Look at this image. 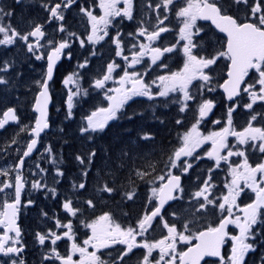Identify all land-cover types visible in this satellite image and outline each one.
<instances>
[{"label": "snow or ice", "instance_id": "1", "mask_svg": "<svg viewBox=\"0 0 264 264\" xmlns=\"http://www.w3.org/2000/svg\"><path fill=\"white\" fill-rule=\"evenodd\" d=\"M17 4L21 0H15ZM75 3V0H59L54 5L44 3L42 6L45 11L49 13V22L52 20L64 21V10L68 9ZM238 8L243 5L246 11L245 20H239L238 18L229 15L224 8L215 2V0H185V4L180 6L176 11L177 18L181 21L182 26L179 29V40L187 41L183 46V53L185 60L183 67L179 71L171 72L169 75H160L157 77L159 84L156 86L159 88V92L153 94L150 91V86L144 81L139 72H129L128 68H133L135 65L141 62V59L146 53H151V63L156 64L158 60L164 55V53H170L173 51V47H165L163 49L159 47H151V42L157 40L161 33L168 31L167 27L157 26V30L148 31L141 26L136 35L144 36L150 42L148 45L141 43L139 45V52H133L132 59L128 63V57L124 56L127 63V67L124 68V74L120 77L116 83L119 87L107 89V92L114 93V95L105 94V100L108 101L107 107H99L86 117V126H82L80 131L82 134L89 132L103 131L109 121L117 118L119 110L133 97H147L149 100L154 99L155 95L159 97L168 98L170 93L179 91L182 93V99L177 97L173 100L174 103H180V111L184 112L187 107V101L195 99L189 91V86L193 85V81L199 80L203 83L200 84V89L207 86L208 91H213L211 86L210 75L204 72V69L213 65L220 57L229 61L227 66V79L224 81L221 88L227 94L228 100H232L234 96L240 94V91L249 94L251 103L245 105L247 109H252L253 104L257 100L264 101V0H232ZM123 4V7L118 5ZM133 0H98L97 7L100 9L99 15L93 14V12L85 7L80 8V12L87 18V22L90 25L91 32L87 36L89 43H96L103 40L108 35V28L112 24V21L116 17H123L129 20L133 19L132 11ZM174 4V0H160V3L155 5L156 9L163 8L165 12L170 10V5ZM152 7V5H149ZM13 15L11 11H6L3 6H0V45L9 46L14 45L17 41H23L29 52H33L36 46L30 42V37L35 38L37 44H39V38L45 36V32L42 30L43 25L35 24L31 30L26 33H22L17 28L13 27L9 22L7 25L3 23L4 19L10 18ZM167 19V16L164 17ZM198 19L211 21L212 25L220 32L224 33L227 37L226 48L219 51L216 57H199L192 53V48L196 45L192 41L193 29L195 28L196 21ZM158 25L164 23L163 19L157 16ZM58 30L65 32L66 29L61 23ZM199 29H196V34L199 33ZM103 33V35H100ZM75 33L69 32L68 36H75ZM113 43L116 46V55L122 56L121 41L119 39V33L116 37H113ZM68 41L64 38L59 42L58 47H54L53 51L48 56V67L46 78L41 81H37L38 87L41 89L35 98L33 110L39 113V116L35 120V126L32 128L30 135L38 137L44 128L48 127L46 120L47 116V103H48V81L52 79L53 63L63 49L68 47ZM81 46H84V41H81ZM136 45L133 44V48ZM38 50V49H37ZM95 53H93L94 55ZM70 55V54H69ZM36 59H42L41 55H36ZM85 65H81L84 67ZM166 68L167 65H159ZM115 63H109L107 65V72L103 75L102 79H97L93 85L96 89L104 90L105 83L112 78V73L115 70ZM11 68V65L5 62L0 65V73H7ZM254 71L257 74V79L254 84H248L241 89L242 83H245V77L249 76L250 72ZM72 81V76L65 79L64 83L67 85ZM155 83V81H153ZM8 80L4 76H0V85H7ZM130 84L131 87L126 85ZM259 85V92L253 91L255 85ZM72 94L68 97L69 116H71L72 108ZM213 104L210 101H204L198 106L199 119L193 126L186 131L181 137L182 144L178 147L173 155L169 157V165L171 169L178 167V161L182 156L191 157L193 151L202 143L211 141L212 149L208 151L207 156L209 159H214L216 165L219 166L223 160L228 161L229 157L236 155L245 157L240 165L233 167L229 164V174L232 176V180L225 187L228 189V194L222 197V202H219L218 208L220 209L222 216L217 226H209L202 231H192L190 225L194 221L185 222L183 225V231L179 230L177 225L164 223V228L167 230V235L160 240L153 243H137V236H142L148 231L152 221L157 216H160L161 209L165 203L169 200H175L179 197L173 195V192L179 190L183 192V188L180 184V176L168 172L166 176H160L161 181L165 183L159 187L151 189V195L149 201H157V204L153 206L150 213H146L143 218L137 221L135 228H123L120 224L116 223L109 213H103L97 216L91 222H83L84 227L90 231V235H87L82 242V245L73 242L71 249L66 256H61L55 248L52 249V255H45V260H51L53 257L60 261V264H104L101 257L97 255V252L101 248H108L110 244L119 243L127 246V249H121L122 255L126 256L132 251L134 247H143L147 250V254L143 257V264H150L149 257L156 249L160 251L159 259L155 260V264H176L177 258L179 264H199V261L203 257H219L220 264H242L245 254L253 250L252 245L245 243L252 225L257 222L258 210L264 209V162L257 163L252 166L245 154L244 150L237 149L236 145L229 146L227 137L229 135L235 136L238 145H248L251 142V147L261 154H264V128L253 126L252 122L257 119V115L253 114L250 117L248 126L243 131H235L232 128V113L235 110L234 107L229 106L227 114V125L219 131H213L208 136H201L198 131V125L200 120L203 119L208 112L212 109ZM132 117H129L131 119ZM17 116L12 108L3 112V119H0V129L9 121H16ZM177 123L181 121L177 120ZM215 123H220L216 121ZM142 139H150L148 135L141 137ZM15 143V141H13ZM259 142V143H257ZM37 139L32 138L27 144L26 151L23 152V156L20 158L16 165L14 183L11 180L0 181V193H4L7 189L14 188L15 199L12 201H5L3 203V211L0 212V255L9 257L11 264H25L24 260L20 258V254L23 251V245L18 239L21 235L20 229L16 225L15 214L17 207L21 203V192L24 187L25 181L21 174V169L24 164V157H28L35 145ZM223 149H228L227 155L222 156L220 153ZM235 149V150H234ZM48 151H51L48 149ZM96 153L93 151L89 155V163H92ZM76 159L84 164L85 161L82 157L77 156ZM182 163L187 166L182 171L187 172L192 164L188 161ZM39 167V165H37ZM238 169H241L238 171ZM43 171V170H41ZM58 175L63 173L58 172ZM143 177L146 173H137ZM0 175L7 176L8 172H0ZM87 175V172H85ZM243 181L244 187L250 188L256 196V199L248 204L241 211L244 213L243 218L233 216V206L235 205V198L239 194L240 181ZM210 177L203 182L197 191L193 193V199L197 201L196 211L206 210L208 204H214L215 202L210 198L209 192ZM46 187L42 185L40 181H34L32 183L33 189H41ZM85 183H80L79 188L84 189ZM55 196L54 189H47ZM102 191L111 193L112 188L105 186ZM133 193H128L127 198L133 199ZM201 198L203 202L201 203ZM219 199V198H218ZM32 202L29 201V204ZM87 204L90 208L95 207L93 201L88 200ZM63 208L66 212L72 216L76 215L78 210H75L71 206V201H66L63 204ZM227 212V215H223ZM45 215H47L45 213ZM175 215V214H174ZM194 215V214H193ZM163 220V217L161 216ZM229 224H235L240 230L239 236H232L233 246L231 254L227 257V260L221 256V246L224 244L225 237L228 235L226 229ZM57 228H66L68 231L63 233V236L69 240L74 241L72 234V222L62 224L59 220L56 222ZM15 233V236L12 235ZM37 239L41 245L45 244L46 239H50L51 243L55 245L62 237L56 232H49L47 235L37 233ZM54 237V238H53ZM196 243L193 245L192 242ZM177 242L188 244L187 251H177ZM92 248L93 251L89 252L88 249ZM78 253L80 256L79 261L73 260V255ZM15 257V258H13ZM167 257V259H165ZM3 264H8L4 261Z\"/></svg>", "mask_w": 264, "mask_h": 264}, {"label": "flooded vegetation", "instance_id": "2", "mask_svg": "<svg viewBox=\"0 0 264 264\" xmlns=\"http://www.w3.org/2000/svg\"><path fill=\"white\" fill-rule=\"evenodd\" d=\"M27 1L28 3L26 4ZM56 2H59V0H21V2L17 4L15 0H10L9 5H4L5 10L7 8L11 11L22 10V8H24L25 6L26 8H28L30 22L28 24L27 31L31 30V28L35 24L43 25L42 30L45 32V36L39 40V44H37L36 39L30 38V42L36 46V48H34V51L30 52L32 56L31 61L33 66L31 70L34 73L33 77H36V82L43 80L45 77L48 53L58 45L62 38L68 41L69 46L63 51L60 61L54 70V75L48 83V92L50 93L52 102L56 100L54 92L63 89L65 85L63 81L69 75V73H67V56L69 55V53L70 55L76 53L71 46H76V50H78L77 43L81 39L80 30L78 27H81L84 22L88 23L87 18L80 12V8L85 7L91 10L95 15L101 14L99 7L96 6L98 0H75V3H73L70 8L64 10V21L52 20L51 22H49V13L45 11L42 5L44 3L54 5ZM215 2L221 5L229 15H232L239 20H245L246 11L243 5L239 6L238 8L235 4L232 3V0H215ZM1 3L2 2L0 1V4ZM158 3H160V0H133V19L129 20L123 17H116L113 19L112 24L109 26V33L111 34L109 38V63H115L116 65H119V67H116L111 74V83L114 85L113 88L119 87L116 81H118L120 77L123 76V70L125 67H127V63L123 57L127 56L128 63H130L133 52H139V45L141 43L146 45L150 43L146 39V37L136 35L138 29L141 26L146 28L148 31L157 30V26L167 27L169 30L161 33L156 41L151 42L150 46L159 47L161 49L165 47H173L172 52L164 53L161 59L158 60V62H160V65H167L166 68L162 67L164 71L172 70V72H175L179 71L183 67V63L185 60L183 46L185 43H187V41L179 40V29L182 24L176 16V11L180 6H183L185 4V0H174V4L169 6L170 10L168 12H165L163 8H160L159 10L156 9L155 5ZM149 5H154V7L152 6V8H155L152 9L151 13H149ZM118 6L122 8L123 4H120ZM153 11L157 13H153ZM158 15L160 19L164 20V23L162 25H158ZM165 16H167V19H164ZM61 23H63L66 29L65 32H60L58 30ZM13 26L21 31V27L18 26L17 23H15ZM83 28L84 27L81 28V31ZM196 29L200 30L198 34H196ZM69 32L75 33L76 35L70 37L68 36ZM117 33H119V39L121 41L122 56L116 55L117 49L112 39L113 37L117 36ZM193 33L194 34L191 38L196 46L192 48V53L197 55L198 58L216 57L219 51L226 48L227 38L223 33H220L217 29H215L212 26V23L208 20L198 19L196 21L195 28L193 29ZM21 42L23 41H19V43ZM133 44L136 45L135 48H133ZM36 55H41L42 59L37 60ZM167 57L171 58L167 59ZM149 60H151V53H146L145 56L141 59V62L135 65L133 68H128V71L130 73L133 71L139 72L146 82ZM170 60H172V63L174 60H178V67L170 69ZM228 64V60L220 57L213 65L209 66V68L204 69V72L211 77L210 84L214 88L213 91H208L207 86H205L203 89H200L199 86L203 82L199 80L193 81V85H195V87L190 85L189 91L191 95L195 97V99L187 101V107L185 108V111L182 112L183 114L178 113V120H180L181 122H185L186 124H191L193 126V124H195L199 119V113L198 110L194 107V103L210 101L213 104L212 109L209 111L207 116L200 120V123L207 125L204 127V131L208 132L212 129L214 131H219L223 127L228 126L227 114L229 106H232L235 109L232 113V128L235 131H243L244 128L248 126L250 117L253 114L257 115V119L252 122L253 126L264 128V101L257 100V102L253 104L252 109H247L245 105L251 103V99L249 97V94L243 92L242 90L240 91V94L237 95L233 100L227 101L225 99V93L220 85H222L227 79ZM256 79L257 74L254 71H251L249 76L245 77V83H242L241 89H243V87H246L248 84H254ZM36 82L35 85H33L35 93L33 95L32 102L39 90ZM126 86L131 87L130 84ZM252 90L259 92V85L256 84ZM112 95H114V93H112ZM177 95H179V98L182 99V93L177 91ZM154 97L165 100L164 97ZM61 99H63V97ZM134 100L146 101L148 100V98L133 97L127 103H131ZM177 105H179L180 110V103H177ZM14 112L17 116L16 122L7 123L4 128L0 129V159L1 162L10 164V166L12 167V169L9 168V172L11 173L10 176H13V179L15 180V176L17 175V172L15 171L16 165L22 157L29 140L32 138V136L30 135V131L34 122V116L31 115V118L27 117L26 115L20 114L15 108ZM2 113L3 111L0 113V119H2ZM121 119V116H117V118L112 121H118ZM216 121H220V123H215ZM199 133L201 134V136H205V133L203 131H199ZM48 134L55 135V132L51 133L50 129ZM46 135L47 133H44L39 138L37 149L30 158L24 160L23 167L20 170L25 184L21 192V203L17 207V211L15 214V221L17 227L21 232V235L18 239L23 245V251L20 254V258L24 260L25 264H60V261L55 257H53L51 260H45V255H52V249L55 248L61 256H66L69 253L71 244L73 242L82 245L83 240L87 238V235H90V231L84 227L83 222H91L97 216L103 214L99 209L96 196L94 194L92 196L90 194L91 192L85 191V188H79V184H86V181L83 179V169L85 165L78 162V160L76 164H72L69 167V169H71L69 174L72 175V179H65L64 181L61 180V189H58L56 187L53 188L55 190V196H53V200H51L50 196H45L44 191L42 190H40V193H36V196L32 197L31 200H28L24 195L27 189V179L25 180V178L27 177L26 168L32 162ZM62 135H69V133H62ZM81 135L82 133H77L75 137L79 139ZM227 140L230 147L232 145H236L237 149L245 151L249 163L252 166H255L257 163L264 162V154H261L258 149L254 150L250 146L251 142H249L248 145H238L236 137L232 135H229L227 137ZM13 141H15V143ZM207 144L208 148L203 147V145ZM47 146L48 149L51 150L53 158L55 156L54 152L60 151L59 148H56L54 146L53 139L48 141ZM206 149L207 153L212 149L211 141L202 143L193 151L191 157H185L181 162L178 163L183 164L182 162L186 161L188 158L194 160L196 156L202 153V151H206ZM83 150L84 148L82 149L81 147H76L72 150V152L74 153V155L82 157L81 152H83ZM227 151L228 149H223L220 154L222 156L227 155ZM244 158L245 157L233 155L229 157L227 162L222 160L219 166H217L215 160L209 159L207 156L209 169L206 170L205 173L204 171L199 172L198 175L203 176V182L210 177L209 182L211 184V187L209 188V192L212 194L210 198L215 203L208 204L206 210H201L199 212L196 211L197 206L191 209H187L186 207H184V205L191 206V204L195 202V199H193L192 195V192L195 189L191 191L190 188L187 187V184L189 182L190 184L193 182V180L190 179L192 175L188 173L189 169L187 170V172L182 171V173H178V171H176L174 175L180 176V184L183 188V192L179 190H176L174 192L173 195L179 198L171 200L163 207L160 216L154 218L147 232H145L142 236H137L136 242L153 243L166 236L167 230L164 228L165 222L169 223L170 225H177L178 229L181 231H183L184 223L188 221H194L190 225L192 231H202L209 226H217L220 222L222 213L216 205H218L219 202H222V197L224 195L228 194V189L225 187V185L229 184L232 180V176L229 174V164L235 167L237 165H240L243 162ZM88 167L93 170L97 169V166ZM239 170L241 169H238V171ZM76 172H81L80 179H74V177L76 176ZM187 177H189V179ZM2 179L3 175H0V181H2ZM142 180L144 181L141 182L142 184L140 189L131 188L130 192L134 194L133 199L127 200L123 212H104L109 213L113 220L116 223L120 224L123 228H135L137 225V221L143 218L146 213H150L153 206L157 204L155 200L151 202L149 201V196L151 195V193L149 192V183L146 181V179ZM130 182L136 183V181ZM193 183L198 182L196 181ZM201 185L203 186V183ZM240 189L241 190L239 191V194L235 198V205L232 209L233 216L231 217V219H235L236 217H241L242 219L244 213L241 211V209L245 208L248 204L252 203L256 199L255 193L250 188L244 187L242 180L240 181ZM11 192L12 195H8L6 199L7 201H12L15 199L14 188L11 189ZM93 193H96V191H94ZM6 200L1 201L2 206H0V212L3 211V203ZM88 200L94 201L95 207H93V211L89 210L90 207L87 204ZM26 201H31L33 203V206L30 205L27 207ZM66 201H71V206L75 210H78L75 216H72L63 208V204ZM24 202L26 203L24 204ZM200 202H203L202 198ZM84 207H86L88 210L84 211ZM42 208H44L45 210ZM45 213L47 215H45ZM223 215L226 216L227 212H224ZM161 216L163 217V220L161 219ZM57 220H59L62 224H67L69 221L72 222V234L74 236V241L69 240L63 236V233L68 231V229L57 228ZM263 229L264 209H260L258 210L257 222L256 224L252 225V228L247 238L245 239V243L251 244L253 250H250L245 254L242 264L251 263L248 255L252 251L258 250L259 244L261 242L260 236L263 233ZM50 231L56 232L57 234L61 235L62 238L58 240L55 245L51 243L50 239H46L45 244L41 245L37 239L36 234L39 232L41 234L47 235ZM0 232H2V229H0ZM226 232L228 233V235L225 237L224 244L220 249L221 256H223L225 260H227V257L231 254V249L233 246L231 237L239 236L240 230L235 226V224H229ZM12 235L15 236V233H12ZM195 243V241L192 242L193 245ZM188 247V244L180 242H177L176 245L178 252L187 251ZM121 249L126 250L127 246L124 244L113 243L110 244L108 248L99 249L97 255L101 257L104 264H143V257L147 254V250L145 248L134 247L131 252H129L126 256H123L122 261L120 259L122 255ZM88 251L91 252L93 251V249L89 248ZM159 257V249L154 250L151 257H149L150 264H155V260L159 259ZM79 259L80 256L78 253L73 255L74 261H79ZM165 259H167V257ZM4 261H7L8 264H11V260L9 259V257L0 255V264H3ZM255 262L256 264H264V260L259 258ZM161 264H163V261H161ZM176 264H179L178 258ZM199 264H220V258L206 256L199 261Z\"/></svg>", "mask_w": 264, "mask_h": 264}, {"label": "trees", "instance_id": "3", "mask_svg": "<svg viewBox=\"0 0 264 264\" xmlns=\"http://www.w3.org/2000/svg\"><path fill=\"white\" fill-rule=\"evenodd\" d=\"M105 43L109 44L110 41ZM107 55L109 58V47ZM105 56L106 52L100 51V64L106 61ZM80 60L81 56L77 55L76 62ZM94 64L89 60L88 67L84 69L82 67L80 70L79 74L81 77L83 76L80 90L85 92L86 99L83 98V95L77 98L79 104L71 108V116H69V109L64 103L59 104L58 107L53 103L50 108V122L56 133L54 136L56 137L59 133L62 137L59 143V150L62 153L59 162V168L63 173L62 179L66 175L65 171L72 164L77 163V156L72 150L80 147L77 142L78 138L75 137L77 133H81L79 127L85 123L86 117L95 111L91 106H95L99 102V91H95L93 84L100 77L94 73ZM73 69L72 63L68 62L67 73L73 72ZM117 116H121L122 119L108 123L103 131L89 133V141L85 138L86 136H82L83 134L79 139L84 147L81 156L85 161L83 169V179L86 181L85 191H91L90 194L93 196V192L99 188L102 196L110 198L108 205H100L101 213L111 212L113 205L118 201L124 205L122 197L127 191L124 190L130 181H136L132 184L140 189L141 182L144 181L142 179H146L150 187L151 183L156 182L160 176H164L170 166L169 157L180 146L181 141V123H177V113L173 111L172 105L166 100L159 98L146 101L134 100L125 104ZM129 117L132 118L129 119ZM62 133H69V135H62ZM144 135L151 138L142 139L141 137ZM130 140L134 144L135 149L133 150L128 145ZM84 141L87 142V145ZM87 146H97V149H102L101 155L97 158L95 155L92 163L88 161L90 153L94 150L87 151ZM149 149L151 152L147 156L139 153ZM119 151H123V153L116 155ZM56 153L58 152L56 151ZM95 153L97 154L96 150ZM132 154L136 156L134 159L130 157ZM88 166H97V169L86 170ZM99 166L100 168H98ZM84 171L87 172V175ZM80 173L76 172L74 179H80ZM137 173H146V175L141 177ZM66 178L68 177L66 176ZM105 186L112 188L113 191L111 193L102 191ZM87 210L84 207V211ZM89 210L93 211V208ZM260 238L258 250L252 251L248 255L251 260V263L248 264H256L255 261L258 258L264 260V229Z\"/></svg>", "mask_w": 264, "mask_h": 264}, {"label": "rangeland", "instance_id": "4", "mask_svg": "<svg viewBox=\"0 0 264 264\" xmlns=\"http://www.w3.org/2000/svg\"><path fill=\"white\" fill-rule=\"evenodd\" d=\"M0 1L2 2L0 4V6H3V7H4V5L7 6L10 4L9 3L10 0H0ZM27 3H28V1L26 2V4ZM152 6L154 7V5H152ZM152 9H155V8L150 7L149 13H151ZM6 11H11V10H6ZM11 12L13 13V15L10 18L6 17L3 21V23L5 25H7L10 22L12 26L15 23H17L18 26L21 27V31L23 33H26L27 28H28V24L30 22L28 8H26V6H25L24 8H22V10H19V11L15 10V11H11ZM153 13H157V12L153 11ZM77 26H79V25H77ZM82 27H84V28L81 31ZM78 28L80 30V37H81L80 41H78V43H77L78 50H76V46L72 45L71 47H73V49L75 50L76 53L67 56L68 62H71L72 66L74 67L73 72H71L67 76V77L72 76V81H70L67 85H64L63 89H60L59 91L57 90L54 92L56 100L53 103H55V105L57 107L61 103H64L68 107V97L70 94H72V101H71L72 108H74L75 105L77 106L79 104L77 102V98L80 97L81 95H83V98L86 99L85 92L83 90H80L81 89L80 86L83 82V76L81 77L79 74L80 70L82 69L81 65H85L83 67V69H84V68L88 67L89 60L93 61V63H95L93 65L94 73L96 75H98L100 77V79H102L103 75H105L107 72V65L109 64L108 63L109 58L107 55V51H108L109 44L105 43V42L109 41V38L111 35L109 33L110 27L107 30L108 35L105 36L103 40H100L96 43H89L87 40V36L91 32V28H90V25L88 23L84 22V24ZM100 35H103V33H100ZM82 40L84 41L83 47L81 46ZM100 51L106 52V56H105L106 61L103 64H100V62H99ZM93 53H95V54L93 55ZM77 55L79 57L81 56V60L76 62V56ZM169 58H171V57H167V59H169ZM31 59H32V56H31L30 52L26 49V44L23 42L19 43V41H17L14 45H9V46L0 45V65H3L5 62H7L8 64L11 65V68L7 73H0V76H4L8 80L7 85H0V113L2 111H4L6 108L12 107V108H15L20 114L26 115L27 117L31 118V115H33V113L31 112V103H32L33 95L35 93V89H34L33 85H35V82H36L35 78L36 77H33L34 73L31 70L33 68ZM178 62H179L178 60H174L172 63V60H170V69L177 68ZM159 65H160V62L157 61L156 64H152L151 60H149V67H148L146 83L150 86V91L153 94L159 92V88L156 86L157 84H159V80L157 79V77L160 75H169L172 72V70L164 71L163 68L160 67ZM75 68H76V70H75ZM161 72H162V74H161ZM65 79H64V81H65ZM153 81H155V83H153ZM111 82H112V79H109L105 83L104 90L96 89L94 87L95 91H99V102L95 106H91V108H94L96 110L99 107H107L108 101L105 100L104 97H105V94L112 95L111 92H107V89L114 87V85ZM155 96H158V95H155ZM172 96H174L175 98L179 97V95H177V92H174V93H170L169 97L165 98V100L168 101L172 105L173 111H175L177 113V120H178V113L179 114H183V113L179 110V105H177V103L173 102V100H175V98ZM62 97H63V99H61ZM154 98H158V97H154ZM62 101H64V102H62ZM200 104H201V102H196V103H194V107L198 110V106ZM123 107L121 109H123ZM112 122H114V121H112ZM180 125L182 126L180 137H182L183 134L192 127V125L186 124L185 122H181ZM82 126H86V121L84 124H82L79 127V130ZM205 126H207V125H205L203 123H199L198 131H203L205 133V136H208L214 130L212 129V130H209L208 132H206V131H204ZM51 128H52L51 133L55 132V129L52 126H51ZM97 132H99V131H97ZM89 133H92V132H89ZM89 133H85L82 135V136H86L85 138L88 141H89ZM51 139H53L54 146L56 148H59V143L62 139L61 134L58 133L57 136L55 137L53 134L47 133V135L43 139L42 144H41L40 148L38 149L35 157L33 158L30 165H28L26 168L27 177L25 178V180L27 179L26 180V185H27L26 188L27 189H26V193L24 195L27 197L28 200H31L32 197L36 196V193H40V190L44 191L45 196H50L51 200H53L52 192H49L47 189H49V188L53 189L54 187L61 189L60 182L62 179V175H58L57 173L58 172L62 173V169L59 168V165H60L59 162L61 160L62 153H61V151H58L59 154L54 152L55 156L53 158V154L51 151H48V146H47L48 141H50ZM79 139L77 140V142L79 143L80 147L84 148L82 146V142H80ZM85 144L87 145V142H85ZM181 144H182V140L180 141V146H181ZM128 145L130 146V148L132 150L135 149L132 140L128 141ZM203 147L208 148V144L203 145ZM86 149H87V151L94 150V152L96 150V152H97L96 158L99 157L101 155V152H102V149H100V148L97 149V146L96 147L87 146ZM141 150H143V149H141ZM175 150H174V152H175ZM204 151H202V153H200L198 156H196L194 160H192L191 158H188L186 160L192 164V167L189 168V172H188L189 174L192 175V177H190V179L193 180V182H196V181L198 182V183L192 182L191 184L189 182L187 184V187H189L191 191L195 189L192 192V195L195 191H197L202 186L201 184L203 183V181H202L203 176L198 175L199 172L204 171V173H205V171L209 169L208 160H207V149L205 152ZM150 152H151V150L149 149L147 151H143V152H139V153H142L144 156H147ZM119 153H123V151H119L118 153H116V155H118ZM130 157H131V159H134L136 156H133V154H132V155H130ZM53 161H55V162H53ZM37 165H39V167H37ZM54 165H55V167H54ZM186 166L187 165L184 163L183 164L178 163V167L176 169H171L169 166V168L165 171L164 176H166L169 171H171L172 174L176 173V171H178V173H182V169ZM9 168L12 169L10 164L3 163V162H1V159H0V170H1V172L6 171L9 173V175L3 176L2 181H4V180H11L12 182L14 181L13 176H10L11 173L9 172ZM98 168H100V166ZM88 169H89V167H87L86 170H88ZM41 170H43V171H41ZM70 170L71 169H67L65 171V174H68L70 172ZM85 171H84V173H85ZM187 178L189 179V177H187ZM34 181H40V183L42 185H46V187L41 188L39 190L33 189L32 183ZM162 182L163 181L158 179L156 182L151 183L150 188H149V190H150L149 192L151 193L152 188L159 187ZM131 188H138V186H134L132 184V182L128 183V186L124 190V191H126V190L127 191L125 192V194L122 197L124 205L120 201H118V203H115L113 205V208L111 211L112 213L116 212V211H118V212L124 211V206L126 205L127 200H128L127 194L131 193L130 192ZM89 192H91V191H89ZM93 194L96 196V199H97V202L99 205V209H100V205L106 206L110 202V198H108L107 196L101 195V190L99 188H96V193H93ZM8 195H12L11 189H7L4 193H0V203H1L0 206H2L1 201L6 200ZM26 202H24V204L26 203L27 207L30 205L33 206V203L29 204L28 203L29 201H26ZM196 206H197L196 200H195V202H193L191 204V206L184 205V207H186L187 209H191V208L196 207ZM42 209H44V208H42ZM0 211H1V208H0Z\"/></svg>", "mask_w": 264, "mask_h": 264}, {"label": "water", "instance_id": "5", "mask_svg": "<svg viewBox=\"0 0 264 264\" xmlns=\"http://www.w3.org/2000/svg\"><path fill=\"white\" fill-rule=\"evenodd\" d=\"M211 22V21H210ZM213 27L215 28V26L213 25ZM216 29V28H215ZM224 34V33H223ZM224 36H225V34H224ZM226 37V36H225ZM31 38V37H30ZM227 38V37H226ZM32 39H35V38H32ZM41 38H39V40H40ZM59 46V43H58V45L56 46V47H58ZM67 48V47H66ZM65 48V49H66ZM65 49H63L62 50V52L59 54V56H58V58H56L55 60H54V63H53V74H52V77H53V75H54V70H55V68H56V66H57V64L59 63V61H60V58H61V55H62V53H63V51L65 50ZM53 50H51L49 53H48V55H47V66H46V72H45V77L44 78H46V73H47V67H48V56H49V54L52 52ZM50 81V80H49ZM49 81H48V83H49ZM41 89H39V91H40ZM222 90H223V88H222ZM39 91L37 92V94L39 93ZM224 91V90H223ZM225 93V92H224ZM37 94H36V96H37ZM36 96H35V98H36ZM236 96H234L233 97V99L235 98ZM35 98H34V101H33V104H32V108H31V110H32V112L34 113V115H35V117H34V122H33V125H32V128L35 126V120H36V118L39 116V113H37V112H35L34 110H33V107H34V103H35ZM225 99L227 100V101H231V100H228V98H227V94L225 93ZM232 99V100H233ZM51 103H52V99H51V96H50V93L48 92V103H47V116H46V120H47V123H48V127L47 128H44L42 131H41V133H40V135L38 136V137H33L32 135V138H36L37 139V144L35 145V147H34V149H33V151H32V153L28 156V157H24V160L25 159H27V158H30L33 154H34V152H35V150L37 149V146H38V144H39V138L44 134V132H46V131H49L50 130V125H49V122H48V117H49V109H50V107H51ZM9 108H7L6 110H4V111H7ZM13 109V108H12ZM14 110V109H13ZM209 113V112H208ZM207 116V115H206ZM2 119H3V113H2ZM13 122H16V121H9L8 123H13ZM31 131H32V129H31ZM31 131H30V133H31ZM31 138V139H32ZM30 139V140H31ZM30 140H29V142H30ZM28 142V143H29ZM26 149H27V147H26ZM26 149H25V151H26ZM23 156V155H22ZM185 158V156H182L181 157V159H180V161L182 160V159H184ZM165 183V182H164ZM173 194H174V192H173ZM171 200H169V201H167L166 203H165V205L167 204V203H169ZM156 203H157V201H156ZM164 205V206H165ZM163 209V208H162ZM161 209V210H162Z\"/></svg>", "mask_w": 264, "mask_h": 264}, {"label": "bare ground", "instance_id": "6", "mask_svg": "<svg viewBox=\"0 0 264 264\" xmlns=\"http://www.w3.org/2000/svg\"><path fill=\"white\" fill-rule=\"evenodd\" d=\"M6 10H8L7 8H6ZM29 87V86H28ZM66 176L68 177V178H66ZM65 179H72V175L71 174H66L65 176H64V179H62V181H64Z\"/></svg>", "mask_w": 264, "mask_h": 264}]
</instances>
